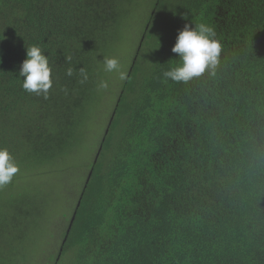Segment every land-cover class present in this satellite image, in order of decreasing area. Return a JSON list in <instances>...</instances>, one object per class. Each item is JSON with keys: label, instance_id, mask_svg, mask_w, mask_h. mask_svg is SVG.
Segmentation results:
<instances>
[{"label": "trees", "instance_id": "obj_1", "mask_svg": "<svg viewBox=\"0 0 264 264\" xmlns=\"http://www.w3.org/2000/svg\"><path fill=\"white\" fill-rule=\"evenodd\" d=\"M141 3L0 0V149L19 165L0 188V264L44 255L61 213L58 188L42 185L60 169L76 177L70 197L80 195L60 249L46 255L53 264H264V0H153L79 177L87 120L106 90L102 58ZM199 22L215 29L219 64L188 82L165 78L181 63L172 52L179 31ZM33 45L53 68L47 98L22 87Z\"/></svg>", "mask_w": 264, "mask_h": 264}, {"label": "clouds", "instance_id": "obj_2", "mask_svg": "<svg viewBox=\"0 0 264 264\" xmlns=\"http://www.w3.org/2000/svg\"><path fill=\"white\" fill-rule=\"evenodd\" d=\"M216 32L213 26L199 22L195 27L185 24L179 31L172 52L179 54L181 63L166 70L165 78L176 82H188L198 77L207 70H214L219 64L222 52L221 42L215 38ZM71 60V57H68ZM104 67L107 72H116L119 79L124 81L127 72L121 69L120 61L114 57H104ZM53 68L50 66L49 58L44 54L42 48L33 45L27 48L26 59L22 62L19 75L24 77L22 87L29 93L43 94L47 98L49 89L53 86ZM84 80L88 79V73L84 68L79 70ZM67 75H73V69L67 70ZM108 82L102 81L100 88L107 89ZM19 171V165L10 152L4 148L0 149V188L12 182L15 174Z\"/></svg>", "mask_w": 264, "mask_h": 264}, {"label": "rangeland", "instance_id": "obj_3", "mask_svg": "<svg viewBox=\"0 0 264 264\" xmlns=\"http://www.w3.org/2000/svg\"><path fill=\"white\" fill-rule=\"evenodd\" d=\"M140 2H142L144 5L137 8L136 12L134 11V13L128 18L125 23L127 28L126 31H124L125 35L117 41L112 52L109 55L110 58H117L120 61L121 69L123 71H126L127 73L130 70L134 54L136 53L138 45L140 44L139 42L144 36L146 19L150 14H152V8L150 7V4L153 2V0H140ZM104 73L105 76H107L106 78L109 86L105 90L100 104H96L94 106L87 120L86 128H90L91 134L89 136V141L86 144L85 149H83L82 152H79L76 157L79 177H81V174H88L89 170L84 167V164H88L91 159L93 160L95 154L97 153L101 137L103 136V133L105 132L106 127L109 123L116 103V99L118 98V95L122 88V84L124 82L119 79L118 73L107 72L105 70V67ZM104 73H102V75ZM59 171L62 175L50 176V180L52 181L49 182L48 180L43 183L42 188L48 187L47 182L53 185L55 184V187L58 188V191L54 195V198H57L58 195H60V199L57 200L55 210L56 212L59 211V213L61 214L56 216L55 214H53V217H56L52 220L54 224L50 225L47 228L48 231L46 232V239L44 240L45 245L41 246L38 253L41 254L44 251V255L42 257H39V259H35L30 264H53V262L48 257L53 255L52 250L60 249V246L62 244V237L60 236V232L63 229L67 228L69 221L72 218L73 210L78 203L77 199L78 195H80L79 192L76 195L77 197H75V193L72 194V197H70L69 195L72 189L71 186L73 185V181H77L75 179V176L69 175V173H72V170L68 172L60 169ZM77 189L78 187H75L74 191H76ZM78 191H80V189ZM48 211L52 212L53 209L50 208L48 209ZM62 213H66V216L62 215ZM45 236L43 235L41 236V238H45ZM49 247L51 248V251H49Z\"/></svg>", "mask_w": 264, "mask_h": 264}]
</instances>
